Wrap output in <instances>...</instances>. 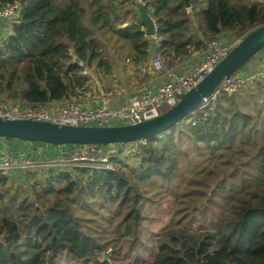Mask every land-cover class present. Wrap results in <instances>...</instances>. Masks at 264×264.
I'll list each match as a JSON object with an SVG mask.
<instances>
[{"label": "trees", "instance_id": "obj_1", "mask_svg": "<svg viewBox=\"0 0 264 264\" xmlns=\"http://www.w3.org/2000/svg\"><path fill=\"white\" fill-rule=\"evenodd\" d=\"M146 1L159 24L158 50L173 67L222 34L245 37L264 26V1L190 0V8L185 0ZM5 2L21 9L7 21L14 31L0 46L1 103L48 105L85 92L87 66L109 70L108 36L131 41L135 63H146L156 49L138 5L128 0H0V6ZM257 86L253 104L242 107L235 91H222L197 108L194 119L189 115L163 134L128 143L134 150L113 158V170L46 166L52 174L44 184L20 186L8 198L11 178L1 174L0 264H60L71 257L117 264L122 243L139 240L142 207L157 196L185 206L159 237L151 264H264V77ZM243 173L256 182L247 185ZM197 181L190 192L210 189L214 196L205 201L216 211L206 212L202 196H178L181 182Z\"/></svg>", "mask_w": 264, "mask_h": 264}, {"label": "built area", "instance_id": "obj_2", "mask_svg": "<svg viewBox=\"0 0 264 264\" xmlns=\"http://www.w3.org/2000/svg\"><path fill=\"white\" fill-rule=\"evenodd\" d=\"M128 1L137 5H145L158 31L159 24L152 15L153 9L149 7L148 2L146 0ZM20 9L19 3H3L0 6V23L14 17ZM12 33L0 36V46ZM150 37L154 38L158 46L160 45V39L157 34ZM243 37L241 33L234 31V39L231 41L220 36L212 39L207 47L210 53L205 59L195 65L194 72L191 74L167 64L163 61L161 53L158 52L153 57V63L158 69L157 88L146 89L141 96L133 98L119 109L112 108L106 103L92 105L89 103L85 93H79L65 97L60 101H50L48 105L17 100H8L6 103L0 102V118L40 120L77 126L138 124L157 117L177 105L179 102L178 94L190 90L198 82L202 81ZM243 78L244 76L242 75L226 78L211 96L204 98V104L208 105L215 102L222 91L234 92L231 90L239 86L243 82ZM0 142L5 147L3 156L0 157V169L26 171L29 174L37 175L38 181H42L47 173L45 171L46 166L53 171H57L62 167L69 168L84 165L113 170L115 169L113 158H116L128 144L122 143L125 146L110 154L103 153L102 149L105 146L100 145L83 148H79L77 145H71L69 148L60 147L62 148L61 154L49 158L44 164L29 158L22 150L16 149L13 139L0 138Z\"/></svg>", "mask_w": 264, "mask_h": 264}, {"label": "water", "instance_id": "obj_3", "mask_svg": "<svg viewBox=\"0 0 264 264\" xmlns=\"http://www.w3.org/2000/svg\"><path fill=\"white\" fill-rule=\"evenodd\" d=\"M190 8V0H185ZM140 20L148 37L157 34L152 17L145 5H138ZM264 49V26L247 34L221 59L205 78L190 90L179 93V102L159 116L138 124L117 126H85L56 124L30 119L0 118V138L20 139L28 142H45L53 146L63 144L100 145L130 143L163 134L172 126L179 124L204 103L226 78L235 76L251 59ZM81 64L82 61L75 57ZM144 143V142H143Z\"/></svg>", "mask_w": 264, "mask_h": 264}, {"label": "rangeland", "instance_id": "obj_4", "mask_svg": "<svg viewBox=\"0 0 264 264\" xmlns=\"http://www.w3.org/2000/svg\"><path fill=\"white\" fill-rule=\"evenodd\" d=\"M249 3H260L264 0H243ZM6 20L2 21L0 24L5 23ZM114 25L125 28L127 26L126 23L113 22ZM116 38V37H114ZM121 41H114L112 44H120L122 47L112 48V45L108 42L105 46V51L109 56H123L125 60H127L132 53H134L135 49L131 41L118 38ZM240 39V38H238ZM97 64V63H96ZM99 65V64H97ZM264 77V68L257 73L245 74L243 78V82L237 86L234 90L236 98V104L239 103L240 106L246 107L250 104L255 103L258 98L257 90V82L258 79ZM256 94V100L255 95ZM264 105V101H263ZM143 143V142H142ZM123 146L122 143H113L105 146L102 149L103 153L110 154L118 151ZM129 150H134L135 146L132 144H127L125 146ZM57 149L58 147L55 146ZM204 154L201 153L198 155V159L203 158ZM83 168H90V166H80ZM1 174H5L11 178V182L8 187L5 188L6 198L13 195V192L17 191L20 186H24L27 189L35 188L41 184H44L47 179L50 177L52 172L48 171L42 181H38L37 176L34 174L26 173L27 179L29 182H20L18 178V174L14 171H9L7 169H0V180ZM240 178L245 181V183L249 186H252L256 182V178L254 175L243 173ZM200 184L195 182L194 184H189L188 182H181L178 188V196H202L198 201H201L205 206L206 212L209 214L211 212L216 211L215 204H211L209 207L207 206V201H205L206 196H214L211 193V190L208 189L204 194H200L197 190L194 192H190L189 189L197 188ZM24 192H18L16 194L17 197H23ZM219 196V195H216ZM181 201L182 199H178ZM211 199H209V202ZM168 206V208H167ZM185 206V204H180L179 202L173 203L170 198H165V196H157L150 197V200L142 207V212H146L145 215L140 219V224L138 227H135L139 234V240L135 246L131 243H122L123 250L120 256L117 259V264H151L152 261L158 255V239L159 237L166 231L168 227H170L175 221H177L182 215L180 210ZM195 229L198 228L197 225H193ZM198 231V230H196ZM112 255L111 251L109 253ZM101 259V257H100ZM107 259H110L107 257ZM96 260L93 262L90 261H77L71 257L70 260L63 261L60 264H94ZM116 264V263H115Z\"/></svg>", "mask_w": 264, "mask_h": 264}, {"label": "crops", "instance_id": "obj_5", "mask_svg": "<svg viewBox=\"0 0 264 264\" xmlns=\"http://www.w3.org/2000/svg\"><path fill=\"white\" fill-rule=\"evenodd\" d=\"M13 29L14 28L7 25V21H5V23L0 24V36L11 34ZM220 37L231 41L234 39V32L222 34ZM107 41L112 45V48L123 46L120 44H112L114 41H121L117 37L114 38L108 36ZM159 46L156 44V49L151 54L150 60L144 64L133 62L131 60L132 53L127 60H125L123 56H108L109 70L101 68L96 63L87 66L84 70V75L89 78V81L86 83V90L83 93L88 97L89 103L92 105L106 103L112 108L119 109L122 105L128 103L133 98L141 96L146 89H156L158 69L153 63V57L160 52L158 50ZM209 53L210 52L207 49L202 50L200 53L190 57L181 66L176 68L191 74L194 72L195 65L205 59ZM263 68L264 49L249 61L245 74L256 73ZM245 74L240 75L244 76ZM196 112L197 111H194L191 114L193 119ZM14 147L24 151L28 157L44 164L49 158L61 154L62 149L58 146L56 149L55 146L49 145L45 142L35 144L34 142H25V140H15ZM4 150L5 147L0 142V157L3 156ZM14 172L18 174L17 179L20 182L25 181L27 183V177L25 174L28 172L22 170H14Z\"/></svg>", "mask_w": 264, "mask_h": 264}, {"label": "flooded vegetation", "instance_id": "obj_6", "mask_svg": "<svg viewBox=\"0 0 264 264\" xmlns=\"http://www.w3.org/2000/svg\"><path fill=\"white\" fill-rule=\"evenodd\" d=\"M71 145L73 144H63V145H59L58 147H63V148H69L71 147ZM79 148H83V147H86L88 145H77Z\"/></svg>", "mask_w": 264, "mask_h": 264}, {"label": "clouds", "instance_id": "obj_7", "mask_svg": "<svg viewBox=\"0 0 264 264\" xmlns=\"http://www.w3.org/2000/svg\"><path fill=\"white\" fill-rule=\"evenodd\" d=\"M14 140V139H13ZM15 141V140H14ZM17 141V140H16ZM17 149V148H16ZM24 152V151H23ZM25 153V152H24ZM26 154V153H25ZM27 156V155H26ZM30 158V157H29ZM32 159V158H31Z\"/></svg>", "mask_w": 264, "mask_h": 264}]
</instances>
